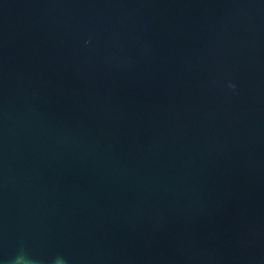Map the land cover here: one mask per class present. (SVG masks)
<instances>
[{"label":"water","instance_id":"obj_1","mask_svg":"<svg viewBox=\"0 0 264 264\" xmlns=\"http://www.w3.org/2000/svg\"><path fill=\"white\" fill-rule=\"evenodd\" d=\"M0 264H264V0H0Z\"/></svg>","mask_w":264,"mask_h":264}]
</instances>
